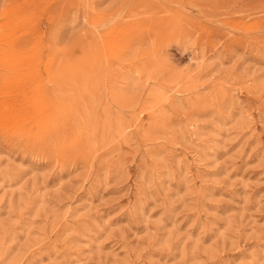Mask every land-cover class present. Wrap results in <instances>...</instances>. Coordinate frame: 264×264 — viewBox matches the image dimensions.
I'll return each instance as SVG.
<instances>
[{"label":"rangeland","instance_id":"374dc122","mask_svg":"<svg viewBox=\"0 0 264 264\" xmlns=\"http://www.w3.org/2000/svg\"><path fill=\"white\" fill-rule=\"evenodd\" d=\"M0 264H264V0H0Z\"/></svg>","mask_w":264,"mask_h":264}]
</instances>
